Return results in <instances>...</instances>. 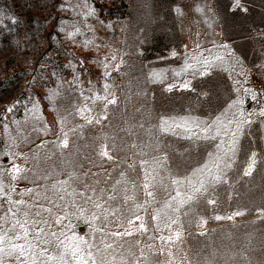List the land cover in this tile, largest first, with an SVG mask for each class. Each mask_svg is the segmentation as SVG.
<instances>
[{"label":"rangeland","instance_id":"obj_1","mask_svg":"<svg viewBox=\"0 0 264 264\" xmlns=\"http://www.w3.org/2000/svg\"><path fill=\"white\" fill-rule=\"evenodd\" d=\"M248 39L216 0H0V264H264Z\"/></svg>","mask_w":264,"mask_h":264},{"label":"trees","instance_id":"obj_2","mask_svg":"<svg viewBox=\"0 0 264 264\" xmlns=\"http://www.w3.org/2000/svg\"><path fill=\"white\" fill-rule=\"evenodd\" d=\"M243 1L247 12L241 9L232 10L233 0H216L224 36L227 40H238L237 44L251 43L249 36L264 34V0ZM243 38L244 40H240ZM253 54L256 55L255 52Z\"/></svg>","mask_w":264,"mask_h":264},{"label":"crops","instance_id":"obj_3","mask_svg":"<svg viewBox=\"0 0 264 264\" xmlns=\"http://www.w3.org/2000/svg\"><path fill=\"white\" fill-rule=\"evenodd\" d=\"M258 89L262 93V101L264 102V82H262ZM256 128L259 136V149L264 157V109L256 117Z\"/></svg>","mask_w":264,"mask_h":264},{"label":"water","instance_id":"obj_4","mask_svg":"<svg viewBox=\"0 0 264 264\" xmlns=\"http://www.w3.org/2000/svg\"><path fill=\"white\" fill-rule=\"evenodd\" d=\"M79 230L81 231V230H82V228H79Z\"/></svg>","mask_w":264,"mask_h":264}]
</instances>
